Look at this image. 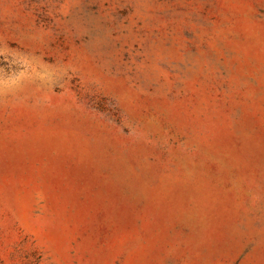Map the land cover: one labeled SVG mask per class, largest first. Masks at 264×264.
<instances>
[{
    "label": "rangeland",
    "instance_id": "1",
    "mask_svg": "<svg viewBox=\"0 0 264 264\" xmlns=\"http://www.w3.org/2000/svg\"><path fill=\"white\" fill-rule=\"evenodd\" d=\"M0 264H264V0H0Z\"/></svg>",
    "mask_w": 264,
    "mask_h": 264
}]
</instances>
